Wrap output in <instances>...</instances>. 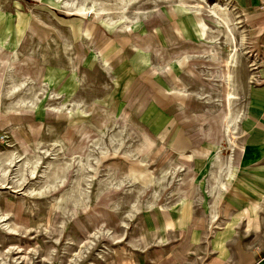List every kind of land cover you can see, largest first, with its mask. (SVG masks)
Here are the masks:
<instances>
[{
    "label": "rangeland",
    "instance_id": "obj_1",
    "mask_svg": "<svg viewBox=\"0 0 264 264\" xmlns=\"http://www.w3.org/2000/svg\"><path fill=\"white\" fill-rule=\"evenodd\" d=\"M123 2L0 0V264H233L261 244L264 103L252 118L249 46L211 11L243 26L238 4ZM229 102L245 115L223 138Z\"/></svg>",
    "mask_w": 264,
    "mask_h": 264
},
{
    "label": "crops",
    "instance_id": "obj_2",
    "mask_svg": "<svg viewBox=\"0 0 264 264\" xmlns=\"http://www.w3.org/2000/svg\"><path fill=\"white\" fill-rule=\"evenodd\" d=\"M232 1V0H231ZM238 4V12L241 16L243 26H248L250 29H247L245 26V42L249 46L248 54L252 60L251 63L256 65L255 78L259 81L258 88H253L250 94V105L252 112L250 116L255 118L258 112V105L264 103V98L260 102L255 101V94L257 92L264 93V0H235ZM257 46V47H256ZM251 49V50H250ZM255 61V62H254ZM247 86V85H246ZM245 86V87H246ZM244 87V95L246 94V90ZM262 88V89H261ZM238 90L240 89V83L238 82ZM243 89V88H242ZM237 90V91H238ZM236 94V93H235ZM264 107V106H263ZM253 108L255 110H253ZM264 124V120H263ZM230 141V140H229ZM209 191V188H207ZM261 244L258 247L253 249L242 248L240 250V257L236 258L233 264H264V230L261 233ZM227 260L223 259H215L210 262V264H227Z\"/></svg>",
    "mask_w": 264,
    "mask_h": 264
},
{
    "label": "bare ground",
    "instance_id": "obj_3",
    "mask_svg": "<svg viewBox=\"0 0 264 264\" xmlns=\"http://www.w3.org/2000/svg\"><path fill=\"white\" fill-rule=\"evenodd\" d=\"M135 1L136 0H125V2H123L124 9L128 8ZM215 8H218L219 11H217ZM211 11H212V15L215 16L214 23H216L218 26L224 27V31H221V33H222L223 37L225 38V43L227 45H232V46H235L238 44V46L240 48L244 47L246 44L245 43V41H246L245 40L246 30L242 25L239 26L240 22L236 21V18L238 16H235L234 10L231 9L227 4L220 5V4L216 3V5L214 6V8ZM103 12H104V9L100 8L97 15H99ZM234 34L238 35V38H239L238 41H236ZM210 58L212 60H216V61L219 60L218 56L214 53L210 54ZM226 62H228V64L230 65L231 59H229V58L226 59ZM251 66H255V64L252 63ZM254 69L255 68H253L251 70H254ZM255 77L256 76L254 74L250 79L255 78ZM250 83H252V82H250ZM244 115H245L244 110H242L241 108L233 107L229 102L227 112L225 115V124L223 125V138L225 137V132L227 129H231L232 132H234L237 129L236 125L244 117ZM214 164L216 167L215 169L219 172H222L223 164H220V163H219L220 165L218 163H214ZM217 171L212 173V175H213L212 178H213L214 183L210 184L209 191H208L213 196L214 200H215L216 195L213 192H215L217 187L219 189V187L224 186L223 183L220 182V180H219L221 178V176H217ZM72 198H73V201L75 203L78 202V199L74 196V194L72 195ZM6 217H7L6 215L1 214L0 215V222L3 221ZM11 230H15V229H11Z\"/></svg>",
    "mask_w": 264,
    "mask_h": 264
},
{
    "label": "built area",
    "instance_id": "obj_4",
    "mask_svg": "<svg viewBox=\"0 0 264 264\" xmlns=\"http://www.w3.org/2000/svg\"><path fill=\"white\" fill-rule=\"evenodd\" d=\"M252 67H254V68H255V67H256V65H255V66H252ZM261 84H264V82H263V83L261 82Z\"/></svg>",
    "mask_w": 264,
    "mask_h": 264
}]
</instances>
